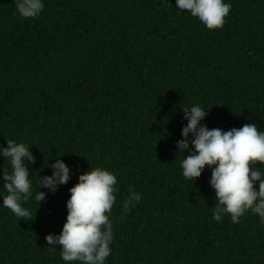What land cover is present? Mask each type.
I'll return each mask as SVG.
<instances>
[{
	"label": "trees",
	"instance_id": "1",
	"mask_svg": "<svg viewBox=\"0 0 264 264\" xmlns=\"http://www.w3.org/2000/svg\"><path fill=\"white\" fill-rule=\"evenodd\" d=\"M225 2L226 23L209 30L176 0H44L32 19L0 0V146L31 147L36 192L56 159L72 172L23 205L28 221L3 206L0 181V264H65L45 237L62 231L69 189L96 167L119 188L106 264H264L258 214L214 220L211 169L185 179L191 152L176 149L193 105L207 109L210 129L264 131V0ZM132 190L143 198L126 212Z\"/></svg>",
	"mask_w": 264,
	"mask_h": 264
},
{
	"label": "clouds",
	"instance_id": "2",
	"mask_svg": "<svg viewBox=\"0 0 264 264\" xmlns=\"http://www.w3.org/2000/svg\"><path fill=\"white\" fill-rule=\"evenodd\" d=\"M18 14L25 19L38 18L45 8L44 0H14ZM177 8L187 10L209 30L219 29L226 23L231 3L225 0H176ZM182 139L177 143L179 153L185 155L181 162L185 179L195 181L211 169L210 186L215 191L216 204L212 217L221 222L224 215H230L234 223L249 211L258 214L264 224V131L255 123L245 124L230 130L210 129L201 122L208 114L207 109L193 105L185 110ZM192 136L191 140L189 136ZM30 146L23 142L7 140V147L0 146V155L8 161L11 171L3 167L0 181L7 190L2 204L21 220H30L31 212L23 205L34 198L40 202L47 193H55L60 185L69 182L72 172L63 159L47 165L54 169L51 175L40 176L39 191L33 188L28 162L35 164L36 157ZM258 182V188L256 187ZM117 176L102 167L90 168L79 175L78 183L69 191L67 219L59 234H48V247L55 250L60 245V256L65 264H106L112 249L113 224L110 214L116 203L119 188ZM142 193L130 191L123 203L124 210L130 211L142 199Z\"/></svg>",
	"mask_w": 264,
	"mask_h": 264
}]
</instances>
